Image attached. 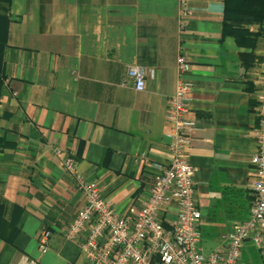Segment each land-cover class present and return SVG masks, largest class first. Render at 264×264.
<instances>
[{
    "label": "crops",
    "instance_id": "obj_1",
    "mask_svg": "<svg viewBox=\"0 0 264 264\" xmlns=\"http://www.w3.org/2000/svg\"><path fill=\"white\" fill-rule=\"evenodd\" d=\"M224 1L188 0L181 27L179 0H0V264H88L64 235L85 202L66 156L120 212L149 196L170 156L180 54L191 61L182 78L195 83L188 151L203 218L244 205L249 218L264 22L248 26L255 46H239L223 35ZM242 52L255 54L251 67ZM131 65L156 71L144 90Z\"/></svg>",
    "mask_w": 264,
    "mask_h": 264
},
{
    "label": "built area",
    "instance_id": "obj_2",
    "mask_svg": "<svg viewBox=\"0 0 264 264\" xmlns=\"http://www.w3.org/2000/svg\"><path fill=\"white\" fill-rule=\"evenodd\" d=\"M188 15V0H179L181 27ZM190 68L191 61L180 54L179 74L184 77ZM155 73L141 65L127 69L137 90H144L147 76ZM182 77L169 98L166 116L169 160L140 204L120 212L113 201L103 197L97 182L85 179L78 171L73 157L64 158L66 171L76 178L85 197L64 235L80 240L88 264H246L243 248L248 241L261 251L264 260V77L257 91L258 125L253 130L257 147L251 158L249 218L236 223L227 241L209 254L202 245L203 212L197 197L196 168L188 151L197 128L192 107L195 83ZM51 235L49 228L38 234L41 254L48 252ZM19 264L39 262L25 257Z\"/></svg>",
    "mask_w": 264,
    "mask_h": 264
},
{
    "label": "trees",
    "instance_id": "obj_3",
    "mask_svg": "<svg viewBox=\"0 0 264 264\" xmlns=\"http://www.w3.org/2000/svg\"><path fill=\"white\" fill-rule=\"evenodd\" d=\"M223 35H233L239 46H255L258 33L248 28L251 24L264 22V0H225ZM0 41V52L2 47ZM242 63L251 67L256 58L252 52H242ZM3 67L0 62V86L3 81Z\"/></svg>",
    "mask_w": 264,
    "mask_h": 264
},
{
    "label": "rangeland",
    "instance_id": "obj_4",
    "mask_svg": "<svg viewBox=\"0 0 264 264\" xmlns=\"http://www.w3.org/2000/svg\"><path fill=\"white\" fill-rule=\"evenodd\" d=\"M234 214L223 213L211 214L202 220V245L205 254L211 253L215 248L223 245L232 232L235 224L245 217L247 211L245 209ZM243 260L246 264H264L261 251L254 245L253 242H246L243 248Z\"/></svg>",
    "mask_w": 264,
    "mask_h": 264
}]
</instances>
